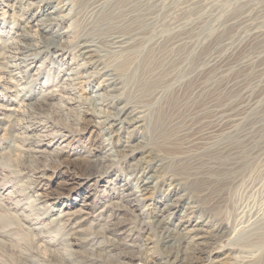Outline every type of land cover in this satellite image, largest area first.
Listing matches in <instances>:
<instances>
[{
	"label": "rangeland",
	"instance_id": "374dc122",
	"mask_svg": "<svg viewBox=\"0 0 264 264\" xmlns=\"http://www.w3.org/2000/svg\"><path fill=\"white\" fill-rule=\"evenodd\" d=\"M101 1L103 8L96 11L90 6L82 7L81 0L53 1L47 7L39 0H0V56L3 53L11 56V46L16 40L34 43L41 39L47 47L42 53L30 51L7 58L10 62L3 58V67L7 66L11 72H0V217H9L11 224L0 225V242H4L7 249L20 247L32 260L28 264H47L35 261L34 245H28L32 237L39 234L53 241L54 244L47 245L50 250L72 251V259L66 260L67 264H91L85 256L96 254L97 246L103 252L98 259L114 258L101 232L108 227V222L121 221L114 234L131 228L127 233L131 232L135 241L126 243L135 244V250L157 255L163 252V247L156 243L160 236L152 212L164 206L157 200L171 189L167 179L173 177L178 183L175 195H185L186 203L169 217L170 228L181 229V218L183 222L189 221L187 228L201 218L207 221L204 229L223 222L226 231L220 236L219 244L229 249L220 251L222 256L226 253L241 257L263 254L264 244L258 246L256 242L264 234L261 233L264 227V0L122 1L125 5L121 0ZM30 2L39 5L29 12L33 15L31 22L26 20L25 10ZM55 6L63 7L60 12L49 15ZM110 11L112 20L106 15ZM58 15L64 18L48 30L30 27L38 19ZM111 30L129 31L128 34L139 38L136 46L131 44V50L98 49L103 63L96 69L103 67L116 73L120 82L116 92L97 87L102 76L95 77L94 65L85 66L74 54L78 36L98 40ZM22 33L42 34V38L22 40L19 37ZM55 44L59 46L55 48ZM145 60L151 63L147 74L142 73L141 68ZM66 78L65 83L70 82V85L63 83ZM63 86L66 90L62 91ZM149 86H156L158 92L145 97L153 90ZM47 91L53 93L44 95ZM169 92L173 93L172 101L177 103L172 102L171 108L162 106ZM114 94L120 95L121 101L113 100L108 107L101 103L100 95ZM63 97L72 98V102L66 103ZM42 98L46 103L43 117H33L28 109ZM131 101H138L146 109L147 123L140 127L142 122L128 124L130 144L151 141L150 144L154 147L156 143L160 150L159 145L163 142L168 148L173 140L167 139L176 134V142L183 139L198 142L191 151L197 160L206 151L218 149L213 159L193 164L196 168L189 174L193 170L219 166L220 178L223 176L227 184L218 206H208V187L204 188L205 192L201 185L189 191L184 183L188 185L190 176L178 172L174 163L163 166L157 177L148 178L150 174L143 175L139 169L130 171L128 165L135 164L140 156L137 151L127 158L131 162L115 154L113 150L126 140L127 131L122 130L120 136L110 138L106 125L99 123L98 117L106 111L113 113L118 106ZM86 105L88 113L81 114L84 121L77 122L78 109ZM161 109L165 118L160 117ZM46 119L51 125L44 127L45 124L39 122ZM216 123H222L221 127L211 131ZM136 124L138 132L131 130ZM208 134L209 139L205 138ZM165 146L162 148L166 149ZM37 147L44 151L35 153L38 157L32 159L34 152L30 150ZM55 156L59 162L53 164L50 157ZM100 159L104 164L97 165L90 174L78 168L79 164ZM180 173L179 178L176 174ZM159 179L165 180L163 186L157 183ZM147 180L151 181L152 188L143 199L138 184ZM187 201L196 206L189 213L185 210ZM108 235L112 237L113 233ZM36 240L44 244L39 238ZM5 251L0 246V264H18L14 263V256ZM225 261H229L228 258ZM94 262L92 264H98ZM135 264L143 262L136 259Z\"/></svg>",
	"mask_w": 264,
	"mask_h": 264
},
{
	"label": "bare ground",
	"instance_id": "6f19581e",
	"mask_svg": "<svg viewBox=\"0 0 264 264\" xmlns=\"http://www.w3.org/2000/svg\"><path fill=\"white\" fill-rule=\"evenodd\" d=\"M6 1V0H5ZM53 1H58V3H60V0H39V2H42L43 5L42 6H50L52 4ZM125 0H121V2ZM158 1V0H155ZM9 2V1H8ZM33 2V1H32ZM28 3V7L25 8V10L27 9L26 12V20L28 18V20L31 22L33 20V15H30L29 12L30 10L38 5L36 3ZM101 0H81V6L83 7H91L93 9H95L96 11L101 10L102 4H101ZM120 2V3H121ZM131 2V1H130ZM135 2V0H134ZM129 3V2H128ZM122 4H124L122 2ZM132 4V3H131ZM130 4V5H131ZM7 5V3H6ZM125 5V4H124ZM39 6V5H38ZM129 6V4H128ZM138 6V5H137ZM44 7V8H45ZM63 6H55L53 7V9L48 12V14L50 15L53 12H60L62 10ZM125 8V7H124ZM131 7H129L130 9ZM117 9V8H116ZM141 9V8H140ZM124 10V9H123ZM134 10V9H133ZM46 11H48L46 9ZM89 11V10H88ZM134 12V11H133ZM113 13V12H112ZM111 11L110 13H107L106 15L108 16V18H110V20L114 19L113 15H112ZM130 13V10L129 12ZM125 15V14H124ZM130 15V14H129ZM143 15V14H142ZM131 16V15H130ZM134 16V15H133ZM132 18H135V16ZM64 18L63 15H58L56 17H44L41 19H38L37 22L33 23V26H36V28H40L43 31H45L47 28H49V26L56 24L57 21H61ZM128 18V17H127ZM86 19V18H85ZM125 19V18H124ZM130 19V18H128ZM137 19V18H136ZM56 20V21H54ZM109 20V21H110ZM127 20V19H125ZM85 21V20H84ZM122 21V20H121ZM131 21H134L131 20ZM27 22V21H26ZM124 22V21H122ZM127 23V22H126ZM130 23V22H129ZM138 23V22H137ZM165 23V22H164ZM31 24V23H30ZM123 24V23H122ZM121 24V25H122ZM131 24V23H130ZM129 24V25H130ZM175 24V23H174ZM177 24V23H176ZM99 25V24H98ZM132 25V24H131ZM162 25V24H161ZM171 25V24H170ZM127 26V24H126ZM178 26V25H177ZM119 27V26H118ZM123 27V26H122ZM34 29L36 30V34L38 33V29ZM137 28V27H136ZM171 28V27H170ZM173 28V27H172ZM128 29V28H127ZM131 29V28H130ZM133 29V28H132ZM190 29V28H189ZM30 30V29H29ZM48 30V29H47ZM126 30V28H125ZM135 31V30H134ZM107 32V31H106ZM105 32V33H106ZM131 32V31H130ZM159 32V31H158ZM129 31H120V30H111L108 32V34L105 37H101L98 40H90L86 37L83 36H78L76 38V42L75 47H74V54L77 58H80L83 61V64L85 66L87 65H94V73H95V77H101L102 79L99 81V84L97 87L99 88H104V89H108L106 91L109 92H116L119 87V78L116 76V73L113 70H110L108 72V68H99L96 69L98 65H100L101 63H103V58H102V54H99L98 49H101L102 47H107L110 50H114V51H121V50H126L129 49V47L135 44H138L139 41L136 38L135 35L133 34H128ZM177 33V32H176ZM178 34V33H177ZM180 34V33H179ZM38 34V36L36 35H30V34H20L19 37L23 40H27V38L29 40L33 39V38H39L41 37V35ZM137 35V34H136ZM139 35V33H138ZM141 35V34H140ZM135 36V38H134ZM18 37V38H19ZM140 37V36H139ZM42 38V37H41ZM152 38V37H151ZM17 39V38H16ZM142 39V38H141ZM159 39V38H158ZM157 39V40H158ZM142 41V40H141ZM168 42V41H167ZM43 42H41L40 40H37V42L31 43V42H24V41H20V40H16L13 42L12 46H11V56L6 55L5 53L1 54L0 56V65H2L0 67V72L3 73H10L11 70L6 68L7 66L3 67V62L4 59L6 58V62H8L9 58L15 57L18 54H22L24 52H30V51H38V53H42L44 52L43 48H47L46 45L42 44ZM149 43V42H148ZM177 43V42H176ZM142 44V43H141ZM157 45V43H155V46ZM7 46V45H6ZM55 48H57L59 45L55 44L54 45ZM139 47V45H138ZM154 46H151L150 48H153ZM43 49V51H42ZM132 49V48H131ZM129 49V50H131ZM124 52V51H123ZM120 53V52H119ZM125 53V52H124ZM13 54V55H12ZM133 54V53H132ZM131 54V55H132ZM32 55V54H30ZM117 55V54H116ZM154 55V54H153ZM129 56V55H128ZM8 58V59H7ZM27 58V57H26ZM143 58V57H142ZM13 59V58H12ZM131 59V58H130ZM175 61V60H174ZM10 62V61H9ZM126 62V61H125ZM14 64V63H13ZM104 66V65H103ZM9 67H12V65H10ZM93 68V67H92ZM142 68V73H146L149 72L148 70L151 69V63L150 61H146L142 63L141 65ZM162 68V67H159ZM153 70V68H152ZM160 70V69H158ZM205 70V69H204ZM145 71V72H144ZM147 71V72H146ZM2 73V74H3ZM204 73V72H203ZM151 75V74H150ZM147 76V75H146ZM205 76V75H204ZM165 77V76H164ZM7 79V78H6ZM161 79V78H160ZM163 79V78H162ZM66 80H68V78L64 79L63 83L66 82ZM170 80V79H169ZM165 81V80H164ZM167 81V80H166ZM62 83V84H63ZM136 83V82H135ZM167 83V82H166ZM67 85H70L71 83H65ZM125 87V86H124ZM150 88H152L153 90L151 91V93H147L144 96L147 97L149 95H152L154 93V95H156V92H158V88L156 89V86H149ZM163 87V86H162ZM24 88V87H23ZM22 88V89H23ZM48 88V87H47ZM53 88V87H52ZM66 87H61L62 91L65 89ZM98 88V89H99ZM69 89V88H68ZM66 90V89H65ZM75 90V89H74ZM21 91V90H20ZM19 91V92H20ZM154 91V92H153ZM53 93V91H47L46 94L44 93V95L47 94H51ZM62 93V92H61ZM219 93V92H218ZM158 94V93H157ZM175 94V93H174ZM19 95V94H18ZM71 96V95H70ZM199 96V94H198ZM102 100V104L105 106H110L112 101L115 100V102L121 101L122 97L118 94H114L111 95L110 97H105L104 95H100L99 96ZM176 97V96H175ZM35 98V97H34ZM44 98V97H43ZM39 99L38 103L36 102V104L34 106L29 107L28 112L29 114H31L33 117H43V109L46 106V103L44 102V100ZM46 98V97H45ZM52 98V97H51ZM108 98V100H107ZM150 98V97H149ZM152 98V96H151ZM168 99H165L163 102L162 106H167L170 107L172 105L173 107V103L175 101H172V99L174 98L173 93H168L167 96ZM63 99L66 100V103H71L72 102V98L70 97H66ZM169 100V101H168ZM123 102V101H122ZM173 102V103H172ZM86 103V102H84ZM176 103V102H175ZM27 104V103H26ZM73 104V103H72ZM88 104V103H86ZM162 104V103H161ZM177 104V103H176ZM4 105V104H3ZM24 105V104H23ZM29 105V104H28ZM31 105V104H30ZM118 105V104H117ZM179 105V104H178ZM22 106V105H21ZM20 106V107H21ZM201 106V105H200ZM69 107V106H68ZM89 106L86 105V107L82 108V109H78V113H77V122H81L84 121V117H82L81 114H87L88 113V108ZM181 107V106H180ZM171 108V107H170ZM222 109V108H221ZM105 110V109H104ZM177 110V109H176ZM216 110V109H215ZM220 110V109H219ZM224 110V109H222ZM24 111V110H23ZM57 111V110H56ZM161 111H163L161 109ZM53 112V111H52ZM146 109L138 102V101H131L129 103H125L121 106H118L116 111L113 113L110 112H105L103 114V116H99L98 118L101 119L99 123H103L104 125H106V130L108 131V133H110V138L115 137V135H119V132H121L122 130L126 129V140H124L122 142V145H120V147H118V149H114L113 151L115 152L116 155L119 156V158L121 159H126L128 162V159L130 157L134 156V151H137L138 155H140L136 160V163H131L128 166L130 167V171H134L135 169H139L141 170V173L147 174L149 173V177L148 178H154L157 177V173L159 172V170L164 166L167 165H171L172 163H174V168L178 170V172H183V174H186L189 178V181L187 182L188 185L186 184V182L184 183L185 186L191 189L193 187V189H198V186L201 185V189L204 190L205 187H208V191L210 196H207L206 201L208 206L210 207H216L218 206V204L220 203V199H221V195H223L224 187L227 184L226 179H222V177L220 178V173L221 170L219 169V166H208L205 169H201L198 171L193 170V173L191 175H189L191 172L190 170L192 168H196L193 167V164H199L202 163L203 159L206 160H210L213 159L212 157H214L216 155V151H206V154L204 156H202L201 159L197 160L194 157V154H191L192 151V147L197 146L198 142L194 141L193 139H187L184 140L183 142H176L177 138H176V134L174 138H168V136L166 138L167 141L168 140H173L172 143L169 141V143H171L169 145V147L167 148L164 143L162 142L163 146H165L166 149H163L162 144L159 145L160 150H157V145L155 142L154 147L152 146V143L150 144H146V143H138L134 146V144H130L129 143V138H130V131L127 130V126L128 124H133V123H138V122H142L140 123L138 126H144L146 125L145 123H147V117L145 114ZM174 112V111H173ZM220 112V111H219ZM24 113V112H23ZM222 113V111L220 112ZM49 115V114H48ZM167 115V114H166ZM230 115V114H229ZM233 115V114H232ZM235 115V114H234ZM59 116V115H58ZM226 116V115H225ZM228 116V114H227ZM235 116H239V115H235ZM49 117V116H46ZM160 117H164L165 118V112L163 111L160 114ZM157 116V120L160 118ZM202 117V116H201ZM65 118V117H64ZM69 118V117H68ZM156 118V117H155ZM222 118V117H221ZM223 120V119H222ZM234 120V119H232ZM229 121V120H228ZM238 121V120H237ZM221 122V121H220ZM219 122V123H220ZM225 122V121H224ZM223 122V123H224ZM236 122V121H235ZM234 122V123H235ZM40 124H45L44 127H47L51 124L48 119H46V121H41L39 122ZM227 123V122H226ZM225 123V125H226ZM230 123V122H229ZM198 124V123H197ZM205 124V123H204ZM222 124V123H221ZM220 124V125H221ZM228 124V123H227ZM203 125V124H202ZM219 124L216 123V125L214 126L215 129H212L211 131H216V129L219 130V128L221 127ZM234 125V124H233ZM246 125V124H245ZM65 126V125H64ZM131 126V125H130ZM137 124L131 129L132 131H137L138 132V128ZM201 127V126H200ZM205 127V126H204ZM230 127V126H229ZM41 128V127H40ZM83 128V127H82ZM156 128V127H155ZM158 128V127H157ZM198 128V127H197ZM231 128V127H230ZM93 129V128H92ZM166 129V128H165ZM185 129V128H184ZM159 130V129H158ZM223 130V129H221ZM226 130V129H225ZM79 131V130H78ZM165 131V130H164ZM192 131V130H191ZM190 131V132H191ZM31 132V131H30ZM163 132V131H162ZM210 132V131H208ZM169 133V132H168ZM203 133V132H202ZM230 133V132H229ZM164 134V133H163ZM171 136V133H169ZM192 134V133H190ZM249 134V133H248ZM158 135V134H157ZM165 135V134H164ZM202 135V134H201ZM120 136V135H119ZM212 136V135H211ZM152 137V136H151ZM165 137V136H164ZM163 137V138H164ZM197 137V136H196ZM202 137V136H201ZM122 138V137H120ZM118 138L117 142L120 143L121 139ZM125 138V137H124ZM160 138V137H159ZM191 138V137H190ZM194 138V137H193ZM205 138L209 139V134L206 136ZM180 139V138H179ZM178 139V140H179ZM182 139V138H181ZM248 139V138H247ZM254 139V138H253ZM123 140V139H122ZM152 140V139H151ZM156 140V139H155ZM166 139H164L163 141H165ZM203 140V139H202ZM160 141V140H159ZM252 142V141H251ZM159 142H157L158 144ZM168 143V144H169ZM181 143V144H180ZM197 144V145H196ZM239 144V143H238ZM242 144V143H241ZM240 144V145H241ZM253 146V145H252ZM255 146V145H254ZM259 148V145H257ZM198 148V147H197ZM209 148V147H208ZM232 148V147H231ZM244 148V147H243ZM257 148V149H258ZM262 148V147H261ZM155 149V150H154ZM163 149V150H162ZM199 149V148H198ZM221 149V147H220ZM227 149V148H226ZM215 150V149H214ZM256 150V147H255ZM30 151L34 152L32 159H34V157H38L35 155L38 153H43L44 150L40 149V147L36 148H32ZM77 151V150H76ZM227 151V150H226ZM229 151V149H228ZM241 151V150H240ZM52 152V151H51ZM220 152V150H219ZM250 152V151H249ZM199 153V152H198ZM205 153V152H204ZM228 153V152H227ZM239 154V153H238ZM58 155V154H56ZM94 155V154H93ZM202 155V154H201ZM219 155V154H217ZM221 155V154H220ZM235 155V154H234ZM241 155V154H240ZM117 156V157H118ZM200 155H198L199 157ZM224 156V154H223ZM74 157V156H73ZM95 157V156H94ZM217 157V156H216ZM215 157V158H216ZM240 157V156H239ZM79 158V157H78ZM90 158V157H89ZM128 158V159H127ZM214 158V159H215ZM28 159V158H27ZM74 159V158H73ZM232 159V158H231ZM50 160L53 162V164L56 162H59L58 157H50ZM196 161V163H194V161ZM31 161V159H30ZM133 161V160H132ZM157 161L159 164H157ZM221 161V160H220ZM237 161V160H236ZM211 162V161H210ZM215 162V161H214ZM222 162V161H221ZM228 162V161H227ZM63 163V162H62ZM213 163V162H212ZM77 164V163H76ZM103 161L102 159H100L99 161L95 160V161H88V162H84L83 164H79L78 168L82 169L84 172H87L88 174L92 173L91 171L93 169H96L97 165H103ZM211 164V163H210ZM220 164V163H219ZM231 164V163H230ZM240 164V163H239ZM60 165V164H59ZM76 166V165H75ZM202 167V166H201ZM234 167V166H233ZM173 168V167H172ZM200 169V167H198ZM221 168V167H220ZM238 168V166H237ZM165 169V168H164ZM223 169H225L223 167ZM229 169V168H228ZM232 169V168H231ZM58 170V169H57ZM235 170V169H234ZM176 171V170H175ZM227 171V169H226ZM174 172V171H171ZM177 172V173H178ZM231 172V170H230ZM126 173V172H125ZM75 174V173H74ZM132 174V173H131ZM227 174V173H226ZM78 175V174H77ZM176 175H181L180 174H176ZM80 176V175H79ZM169 176V175H168ZM86 177V176H85ZM170 177V176H169ZM175 177V176H174ZM182 176H179V178ZM232 177V176H231ZM186 179V178H185ZM184 179V180H185ZM66 180V179H65ZM169 182V185L171 186V189L169 191H165L163 194L159 195L158 200L159 203H163V207L162 208H158L156 211L152 212V220L154 222V226L155 228L158 230L157 232H159V240L156 243H160V245L163 247V252H160L157 255L153 254H149L148 251H139V250H135L134 247L135 244H127L126 241H131L134 242L135 241V236H133V234L131 232L127 231H131L132 229H121L117 234H114V231H116V229L118 228L119 224L121 221H111L108 222V227L104 228L103 232H101L104 236L105 239L108 240L109 242V252H111V255L114 257L112 259V257L109 258H97V257H102L103 256V252H102V248H100L99 246H97L95 248V252H97L96 254L93 255V253H91L90 255L85 256L88 260H90L91 264L95 263L94 261H97L98 264H135V260L139 259L140 261L143 262V264H263L264 263V253L258 256H253V255H247V256H235L233 255V253L231 254V256L229 255V253H226V256H222L220 251H224L223 249H229V248H225V245H221L219 244L220 241V236L223 235L226 231V227L222 224L223 222H217L216 224H214L213 226H208V229H204V224L207 225V221L206 220H202V218L200 219L201 221L198 220V222H195L193 225H191L190 228H187L189 221H182L181 219H179V224L181 226V229L179 230H174L172 228L169 227V223H168V219L171 215H173L174 213H176L178 211V208L182 205V203H186L184 202L186 200L185 195L184 196H176V192L178 191L177 188V181L174 180L173 177H171L170 179H167ZM165 180L163 179H159L157 181V183H159L160 185L163 186ZM182 181V179L180 180ZM184 182V181H183ZM79 183V182H78ZM183 184V183H182ZM78 186V185H77ZM138 188H139V192H141V195L144 196L143 199H146L148 196H146L147 193L150 192V189L152 188L151 186V181H141L138 184ZM73 189V188H72ZM185 189V188H184ZM200 189V188H199ZM215 189H217L218 191H216ZM65 191V190H64ZM190 191V190H189ZM202 190H200L201 193ZM205 192V190H204ZM194 193V192H193ZM203 193V192H202ZM176 194V195H175ZM197 194V193H196ZM204 194V193H203ZM202 194V195H203ZM199 195V193H198ZM201 195V194H200ZM176 196V197H175ZM191 196V195H190ZM84 197V196H83ZM204 199V197H203ZM86 200V199H85ZM222 200V199H221ZM165 201V202H164ZM168 201V202H167ZM192 204L191 201H187V205H185V210L187 213H189L190 211H192V208H196V206L193 205H189ZM202 204V203H201ZM200 204V205H201ZM205 204V203H203ZM149 206V205H148ZM118 207V206H117ZM155 207V206H154ZM207 207V206H206ZM102 208V207H101ZM151 208V207H150ZM149 208V209H150ZM194 210V209H193ZM148 211V210H147ZM205 211V210H204ZM201 213V212H200ZM258 213V212H257ZM83 215V214H82ZM62 217V216H59ZM19 218V217H18ZM120 219V218H119ZM13 222H17L14 218H12ZM69 220V219H68ZM190 220V219H188ZM255 220V219H253ZM11 221L9 220V217H4L1 216L0 217V225L2 227L11 224ZM248 222V221H247ZM258 222V221H257ZM245 223V222H244ZM252 223V222H251ZM34 224V223H33ZM127 224V223H126ZM237 225V223H236ZM124 227V226H123ZM257 228V227H256ZM106 229V230H105ZM176 229V227H175ZM232 229V228H231ZM119 230V229H118ZM250 230V229H249ZM259 230V229H258ZM113 236L110 237L108 234H112ZM255 233V232H254ZM258 233V232H257ZM262 234L264 233V227L262 228ZM107 234V235H106ZM32 242H30L28 245H31V247H33L34 245V255L33 258L35 261H44L47 264H67L66 260H70L71 255L73 254L72 251L71 253L66 250L64 253H59L55 250H50L47 245L49 244H54L52 240H47L45 238H43V236L36 234L33 237ZM39 238V240H41L44 244H38L36 241V239ZM129 239V240H128ZM255 239V238H254ZM253 240V239H252ZM256 240V239H255ZM1 241V240H0ZM34 242V243H33ZM1 243V242H0ZM75 244V243H74ZM256 244L258 246H262L264 244V234L261 235ZM219 245V246H218ZM0 246H3L4 249H6L5 252L9 251L13 256H14V263H18V264H28L30 261H32L31 259H29V255L26 254V252H23L22 249L20 247L17 246H12L11 248L7 249V245L5 246V243L2 242ZM15 247V248H14ZM255 247V246H254ZM232 249V248H231ZM230 249V250H231ZM13 250V251H12ZM232 251V250H231ZM4 252V253H5ZM108 253V252H107ZM238 255V254H237ZM229 261H225V260ZM72 259V258H71ZM31 264V263H30Z\"/></svg>",
	"mask_w": 264,
	"mask_h": 264
}]
</instances>
